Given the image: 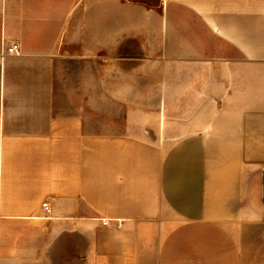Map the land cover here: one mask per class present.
<instances>
[{
	"label": "crops",
	"instance_id": "crops-1",
	"mask_svg": "<svg viewBox=\"0 0 264 264\" xmlns=\"http://www.w3.org/2000/svg\"><path fill=\"white\" fill-rule=\"evenodd\" d=\"M0 264H264V0H0Z\"/></svg>",
	"mask_w": 264,
	"mask_h": 264
},
{
	"label": "built area",
	"instance_id": "built-area-1",
	"mask_svg": "<svg viewBox=\"0 0 264 264\" xmlns=\"http://www.w3.org/2000/svg\"><path fill=\"white\" fill-rule=\"evenodd\" d=\"M7 52L9 54H18V46L16 44H12L8 49ZM43 208L47 214L51 213V207H50V198H47L43 203ZM110 223L109 220H103V225L108 226ZM121 225H118V228H120Z\"/></svg>",
	"mask_w": 264,
	"mask_h": 264
}]
</instances>
